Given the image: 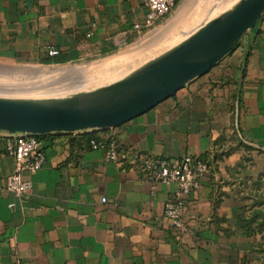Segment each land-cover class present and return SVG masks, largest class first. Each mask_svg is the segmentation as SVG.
I'll return each instance as SVG.
<instances>
[{
  "label": "crops",
  "instance_id": "0c3cea01",
  "mask_svg": "<svg viewBox=\"0 0 264 264\" xmlns=\"http://www.w3.org/2000/svg\"><path fill=\"white\" fill-rule=\"evenodd\" d=\"M146 13L144 0H0V57L110 55L149 32ZM86 132L44 134L45 163L24 176L33 187L17 196L4 188L15 161L0 131V264H264V12L208 72L97 131L125 152L119 161L106 160ZM129 151L206 158L210 174L182 196L185 230L163 216L178 185L149 181Z\"/></svg>",
  "mask_w": 264,
  "mask_h": 264
},
{
  "label": "water",
  "instance_id": "95a60500",
  "mask_svg": "<svg viewBox=\"0 0 264 264\" xmlns=\"http://www.w3.org/2000/svg\"><path fill=\"white\" fill-rule=\"evenodd\" d=\"M263 12L264 0H241L165 56L94 94L51 102L0 98V131L44 135L118 127L208 72L256 26Z\"/></svg>",
  "mask_w": 264,
  "mask_h": 264
},
{
  "label": "rangeland",
  "instance_id": "374dc122",
  "mask_svg": "<svg viewBox=\"0 0 264 264\" xmlns=\"http://www.w3.org/2000/svg\"><path fill=\"white\" fill-rule=\"evenodd\" d=\"M240 2L184 0L162 24L133 45L89 61L49 66L0 57V78L15 77V80L0 81V98L51 102L100 92L165 56L200 26L222 18ZM11 67L19 69L10 71ZM66 69L73 72H60Z\"/></svg>",
  "mask_w": 264,
  "mask_h": 264
},
{
  "label": "built area",
  "instance_id": "2783aa9c",
  "mask_svg": "<svg viewBox=\"0 0 264 264\" xmlns=\"http://www.w3.org/2000/svg\"><path fill=\"white\" fill-rule=\"evenodd\" d=\"M178 0H144L147 13L143 24L149 32L156 28L157 23L167 17L176 7ZM141 23H135L134 29H140ZM58 54L56 50H49V56ZM40 134L17 133L6 134V152L14 158V171L7 176L5 190L17 196H23L33 187L32 181L24 176L33 174L45 163V155L40 140ZM90 144L95 149H101L108 161H119L125 152L120 150L113 139L100 141L91 140ZM129 163L139 167L144 176L151 182L178 185V191L174 199L164 205L163 216L169 226L176 230H185L183 212L185 204L182 196L190 193L199 186L201 178L211 172V166L207 160L198 156H183L181 159L170 162L165 159H157L147 154L126 152ZM105 202V199H102Z\"/></svg>",
  "mask_w": 264,
  "mask_h": 264
},
{
  "label": "trees",
  "instance_id": "16d2710c",
  "mask_svg": "<svg viewBox=\"0 0 264 264\" xmlns=\"http://www.w3.org/2000/svg\"><path fill=\"white\" fill-rule=\"evenodd\" d=\"M178 3V2H177ZM67 61L65 59H61L58 58L56 56H49L42 59L39 63L43 64V65H49V64H65ZM46 136V135H45ZM44 135H42L40 137V139L45 137ZM83 137L85 138L86 142L89 144L91 140H95V141H100L102 138L99 137L98 132L97 131H89L83 134ZM109 140V139H108ZM206 160V158H203ZM251 222V221H249ZM247 224H243V226L248 230V222L246 221ZM264 226V217L262 218L261 223L259 224V226ZM259 226H258V230H259Z\"/></svg>",
  "mask_w": 264,
  "mask_h": 264
},
{
  "label": "bare ground",
  "instance_id": "6f19581e",
  "mask_svg": "<svg viewBox=\"0 0 264 264\" xmlns=\"http://www.w3.org/2000/svg\"><path fill=\"white\" fill-rule=\"evenodd\" d=\"M5 69H6V68H5ZM8 69H9V68H8ZM18 69H19V68H17V67H11L10 71H13V70H14V71H17ZM60 72H62V73H63V72H64V73H72V72H73V69L61 70ZM12 79L15 80V77H13V78H9L8 76H3V77L0 78V81H1V80H3V81H4V80H5V81L7 80V81H8V80H12ZM10 82H11V81H10ZM4 83H5V82H4ZM5 84H6V83H5ZM82 95H83V94H82Z\"/></svg>",
  "mask_w": 264,
  "mask_h": 264
}]
</instances>
